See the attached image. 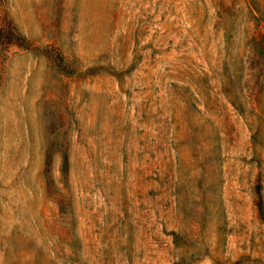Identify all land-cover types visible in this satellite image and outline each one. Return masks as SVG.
<instances>
[{
	"label": "rangeland",
	"instance_id": "obj_1",
	"mask_svg": "<svg viewBox=\"0 0 264 264\" xmlns=\"http://www.w3.org/2000/svg\"><path fill=\"white\" fill-rule=\"evenodd\" d=\"M1 34L0 264H264V0H0Z\"/></svg>",
	"mask_w": 264,
	"mask_h": 264
},
{
	"label": "trees",
	"instance_id": "obj_2",
	"mask_svg": "<svg viewBox=\"0 0 264 264\" xmlns=\"http://www.w3.org/2000/svg\"><path fill=\"white\" fill-rule=\"evenodd\" d=\"M6 37L7 38H9V39H11V37L14 39L13 41L15 42V43H17L18 45H20V46H24V40L19 36V35H17L16 34V36H13L10 32L6 35ZM7 38H4V35L3 34H1V36H0V41H1V43H4V41H7ZM6 39V40H5ZM8 39V40H9Z\"/></svg>",
	"mask_w": 264,
	"mask_h": 264
}]
</instances>
